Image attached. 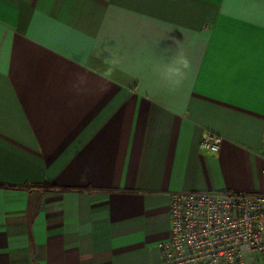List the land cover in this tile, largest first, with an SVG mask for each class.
Here are the masks:
<instances>
[{
  "label": "crops",
  "instance_id": "1",
  "mask_svg": "<svg viewBox=\"0 0 264 264\" xmlns=\"http://www.w3.org/2000/svg\"><path fill=\"white\" fill-rule=\"evenodd\" d=\"M215 190L264 191V0H0V264H161Z\"/></svg>",
  "mask_w": 264,
  "mask_h": 264
},
{
  "label": "built area",
  "instance_id": "2",
  "mask_svg": "<svg viewBox=\"0 0 264 264\" xmlns=\"http://www.w3.org/2000/svg\"><path fill=\"white\" fill-rule=\"evenodd\" d=\"M222 137L206 131L200 147L217 153ZM161 264H264V191H175Z\"/></svg>",
  "mask_w": 264,
  "mask_h": 264
},
{
  "label": "clouds",
  "instance_id": "3",
  "mask_svg": "<svg viewBox=\"0 0 264 264\" xmlns=\"http://www.w3.org/2000/svg\"><path fill=\"white\" fill-rule=\"evenodd\" d=\"M116 66L115 59L105 61ZM191 71V61L182 47H179L170 60L158 69V75L162 82L171 88L180 87Z\"/></svg>",
  "mask_w": 264,
  "mask_h": 264
}]
</instances>
